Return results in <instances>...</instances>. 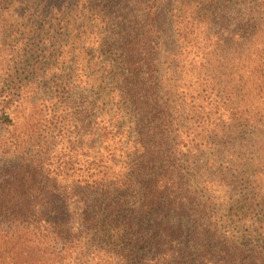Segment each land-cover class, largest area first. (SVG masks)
<instances>
[{
    "label": "trees",
    "instance_id": "16d2710c",
    "mask_svg": "<svg viewBox=\"0 0 264 264\" xmlns=\"http://www.w3.org/2000/svg\"><path fill=\"white\" fill-rule=\"evenodd\" d=\"M118 1L1 69L0 264H264V0Z\"/></svg>",
    "mask_w": 264,
    "mask_h": 264
},
{
    "label": "rangeland",
    "instance_id": "374dc122",
    "mask_svg": "<svg viewBox=\"0 0 264 264\" xmlns=\"http://www.w3.org/2000/svg\"><path fill=\"white\" fill-rule=\"evenodd\" d=\"M126 2L125 0H121ZM179 0H165L164 7L167 10L172 7ZM118 0H96L102 9V12L109 17H112V6L117 9L116 5ZM53 0H0V80L2 79V71L6 65L16 64L15 53L20 50L19 45L23 44L21 40L22 35L28 36L26 25L29 20L40 21L46 19V13H49L50 5ZM125 6V5H124ZM123 7V6H122ZM110 10V11H109ZM100 10V13H102ZM120 12V9H119ZM45 15V16H44ZM42 20V21H43ZM173 17L171 13L163 15L156 22L159 31L161 32L162 44L159 49V59L164 60L167 56L171 55L176 50V31L173 25ZM24 32V33H23ZM31 99H35L36 96L32 95ZM36 104H28L27 112L30 113L32 108H39L44 111L45 103L42 100H35ZM10 130H13L12 128ZM1 163V162H0Z\"/></svg>",
    "mask_w": 264,
    "mask_h": 264
}]
</instances>
